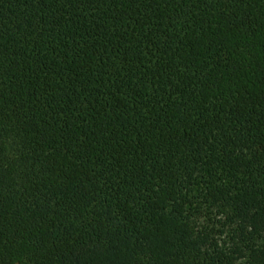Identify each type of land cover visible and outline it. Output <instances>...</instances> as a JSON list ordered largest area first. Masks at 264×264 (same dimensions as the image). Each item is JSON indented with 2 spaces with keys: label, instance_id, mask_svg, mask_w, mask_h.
Instances as JSON below:
<instances>
[{
  "label": "trees",
  "instance_id": "obj_1",
  "mask_svg": "<svg viewBox=\"0 0 264 264\" xmlns=\"http://www.w3.org/2000/svg\"><path fill=\"white\" fill-rule=\"evenodd\" d=\"M0 264H264V0H0Z\"/></svg>",
  "mask_w": 264,
  "mask_h": 264
}]
</instances>
